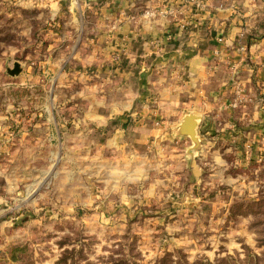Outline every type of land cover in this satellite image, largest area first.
Listing matches in <instances>:
<instances>
[{"label":"rangeland","instance_id":"rangeland-1","mask_svg":"<svg viewBox=\"0 0 264 264\" xmlns=\"http://www.w3.org/2000/svg\"><path fill=\"white\" fill-rule=\"evenodd\" d=\"M76 1L0 0V264H264V121L232 110L222 132L202 116L193 157L176 133L183 116L157 140L123 143L141 115L93 114L108 115L107 77L128 52L98 47L121 16ZM222 1L242 43L262 35L251 0Z\"/></svg>","mask_w":264,"mask_h":264},{"label":"crops","instance_id":"crops-1","mask_svg":"<svg viewBox=\"0 0 264 264\" xmlns=\"http://www.w3.org/2000/svg\"><path fill=\"white\" fill-rule=\"evenodd\" d=\"M90 1L102 4L98 8L101 17L121 16L119 26L98 41L100 50L111 53L124 43L128 47L119 75L107 77L117 81L115 85L112 83L105 106L108 115L93 114L100 122L112 120L118 114L126 115L127 119L138 114L141 121L145 119L142 124L135 119L129 124L140 132L133 143L129 139L130 126L126 135L125 131H119L123 143L137 146L145 143L143 139L157 140L164 136L162 129L166 130L167 124L172 126L187 112L203 116V125L208 130L222 132L228 128L227 122L234 121V110L236 118L243 117L254 124L264 121L262 0H251L253 27L262 35L248 43H242L238 21L229 26L224 21L234 9L225 7L222 0ZM152 9L158 11L150 19H129ZM153 94L158 102L153 107L145 105L144 99L150 100ZM235 98L246 100L236 105ZM156 109L164 116L162 122L166 127L157 128L148 120ZM255 129L258 132L261 128Z\"/></svg>","mask_w":264,"mask_h":264},{"label":"water","instance_id":"water-1","mask_svg":"<svg viewBox=\"0 0 264 264\" xmlns=\"http://www.w3.org/2000/svg\"><path fill=\"white\" fill-rule=\"evenodd\" d=\"M197 113L187 112L183 115L182 119L176 127V133L179 136H188L192 141V146L188 150V155L193 157L197 154L198 149L201 147V139L198 135L199 122L202 116L196 115Z\"/></svg>","mask_w":264,"mask_h":264},{"label":"trees","instance_id":"trees-1","mask_svg":"<svg viewBox=\"0 0 264 264\" xmlns=\"http://www.w3.org/2000/svg\"><path fill=\"white\" fill-rule=\"evenodd\" d=\"M109 264H137L136 261H132L128 257H123L117 261H111Z\"/></svg>","mask_w":264,"mask_h":264},{"label":"bare ground","instance_id":"bare-ground-1","mask_svg":"<svg viewBox=\"0 0 264 264\" xmlns=\"http://www.w3.org/2000/svg\"><path fill=\"white\" fill-rule=\"evenodd\" d=\"M196 115H198V114H196ZM198 116H200V115H198Z\"/></svg>","mask_w":264,"mask_h":264},{"label":"built area","instance_id":"built-area-1","mask_svg":"<svg viewBox=\"0 0 264 264\" xmlns=\"http://www.w3.org/2000/svg\"><path fill=\"white\" fill-rule=\"evenodd\" d=\"M147 14H149V13H147ZM116 58H118V57H116Z\"/></svg>","mask_w":264,"mask_h":264}]
</instances>
